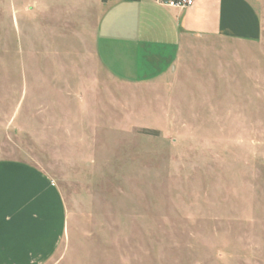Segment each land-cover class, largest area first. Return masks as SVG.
<instances>
[{
  "label": "rangeland",
  "instance_id": "374dc122",
  "mask_svg": "<svg viewBox=\"0 0 264 264\" xmlns=\"http://www.w3.org/2000/svg\"><path fill=\"white\" fill-rule=\"evenodd\" d=\"M102 1L0 0V161L39 167L66 213L41 264H264V32L125 85L94 60Z\"/></svg>",
  "mask_w": 264,
  "mask_h": 264
},
{
  "label": "crops",
  "instance_id": "0c3cea01",
  "mask_svg": "<svg viewBox=\"0 0 264 264\" xmlns=\"http://www.w3.org/2000/svg\"><path fill=\"white\" fill-rule=\"evenodd\" d=\"M104 0L93 44L101 73L117 83L147 86L172 75L191 40L260 41L259 0ZM66 230L64 202L39 167L0 161V264L50 261Z\"/></svg>",
  "mask_w": 264,
  "mask_h": 264
},
{
  "label": "built area",
  "instance_id": "2783aa9c",
  "mask_svg": "<svg viewBox=\"0 0 264 264\" xmlns=\"http://www.w3.org/2000/svg\"><path fill=\"white\" fill-rule=\"evenodd\" d=\"M167 4L175 8H185L192 4V0H170Z\"/></svg>",
  "mask_w": 264,
  "mask_h": 264
}]
</instances>
